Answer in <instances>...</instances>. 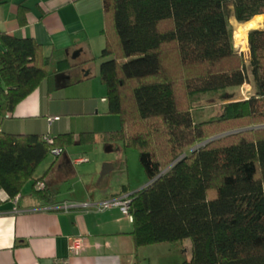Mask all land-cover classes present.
Here are the masks:
<instances>
[{
  "label": "trees",
  "instance_id": "trees-1",
  "mask_svg": "<svg viewBox=\"0 0 264 264\" xmlns=\"http://www.w3.org/2000/svg\"><path fill=\"white\" fill-rule=\"evenodd\" d=\"M102 6L100 77L109 113L122 121L106 141L138 152L149 182L132 195L135 247L190 239L186 264H264V29L249 32L247 62L229 26L231 16L243 24L264 16V0H103ZM18 10L24 27L28 9L21 3ZM172 55L175 69L168 65ZM51 64L36 40L0 33L3 117L54 81ZM249 83L253 95L229 99V89ZM208 97L224 104L205 119L195 105ZM241 128L252 130L225 136ZM43 138L0 133V190L11 199L32 182L38 198L51 200L36 189L44 180L37 170L75 135L61 134L52 144Z\"/></svg>",
  "mask_w": 264,
  "mask_h": 264
},
{
  "label": "crops",
  "instance_id": "crops-1",
  "mask_svg": "<svg viewBox=\"0 0 264 264\" xmlns=\"http://www.w3.org/2000/svg\"><path fill=\"white\" fill-rule=\"evenodd\" d=\"M21 3L28 9L24 27L18 22ZM102 5L103 0H9L0 6V33L36 40L56 66L81 55L88 62L93 47H103L105 42ZM260 17L264 20L263 16H257L252 21ZM76 52L80 54L74 58ZM87 67L84 63L77 68L82 74L78 82L90 77ZM51 73L53 82L40 85L7 118L0 113V133L43 135L53 139L61 134L76 135L71 123H64L60 115H83L87 107L56 102L53 91L75 82L70 72L58 74L51 70ZM62 80L66 82L61 84ZM55 117L59 120L51 122ZM107 146L110 147L106 153L115 152L114 157L92 161L64 148L61 156L46 163L44 174H37L36 178L44 177L40 184H44L51 200L38 198L31 182L26 186L30 190L25 191V187L17 202H1L0 264H149L146 247H135L131 236L133 220L118 208L61 209L66 204L97 203L122 194L133 195L149 185L147 180L142 183L139 178L140 182L135 183L130 178L131 165L136 167L134 163L139 161V155L132 153L135 150L123 145ZM116 172H125L128 178L122 176L117 180ZM76 238L83 239L85 246L79 254H72L71 240Z\"/></svg>",
  "mask_w": 264,
  "mask_h": 264
},
{
  "label": "rangeland",
  "instance_id": "rangeland-1",
  "mask_svg": "<svg viewBox=\"0 0 264 264\" xmlns=\"http://www.w3.org/2000/svg\"><path fill=\"white\" fill-rule=\"evenodd\" d=\"M264 17V16H263ZM258 21H251L250 24L254 25L253 27H248L243 23H239L235 20L234 17L230 18V25L233 34H234V45L235 50L239 54H243L245 61L248 62L250 58L249 46H248V35L252 30L264 29V20L262 18H257ZM246 26V28H245ZM247 38V42L245 40ZM104 37V36H103ZM105 40V37H104ZM106 42V40H105ZM104 42V46L106 43ZM103 47L95 45L93 51L89 55V61H85V56L81 55L76 60H71L68 62H61L57 64H51V70L53 72L62 73L65 69L67 72H70L72 76V81L75 83L67 88H62L60 90L53 91V98L58 103H63L65 105H73L81 107L86 105L87 109L84 111L83 115H73L66 116L60 115L65 121L64 123L70 122L72 125L73 132L76 134V141L71 145L67 146V151L79 153V156H85L91 158V160H100V157L111 158L116 155L115 152L106 153V150L110 147L107 146V136L111 133H116L121 131L122 121L121 117L117 115H112L109 113L108 102L104 101V98L107 97V87L102 83L100 77V66L103 61L102 59V50ZM105 48V47H104ZM112 58V57H111ZM87 62V63H86ZM88 65L86 71H90V77L87 80L78 82L77 79L82 75L77 69L83 64ZM176 58L172 55V60L170 61V67L175 69ZM60 76V75H59ZM63 77V76H62ZM65 83L66 81H61ZM252 83L246 84L241 88H231L229 89L230 98L234 100H246L251 95L254 94V86ZM58 88V87H57ZM52 99V98H51ZM224 103L219 97L214 99L208 97L202 99L199 103L195 105L197 109L205 114V119H210L216 117L221 110V107ZM79 111L81 109H78ZM258 127V126H256ZM261 127V126H260ZM254 129H256L254 127ZM252 129H236L232 132L225 134V136L235 135L243 131H250ZM84 135V136H83ZM85 141H80V140ZM115 145H123L121 142H114ZM124 146V145H123ZM134 151V150H132ZM135 155H139L138 152ZM55 159L53 154H49L48 157L44 160V163L41 164V169L37 174H44V167L46 163ZM104 165V163H102ZM132 164V163H131ZM136 167L131 165V176L135 183L138 181L143 183L146 182L147 177L145 172L141 167L138 159L136 160ZM102 166V165H101ZM128 173V171H127ZM127 173L116 172L114 177L117 180L121 179L122 176L128 178ZM36 174V175H37ZM140 178V180H139ZM148 181V180H147ZM99 183V179L96 182ZM142 188V187H141ZM26 190H30V186L26 187ZM192 241L190 239L184 240L176 244L172 243H162L155 244L153 246L146 247L147 256L150 258L149 264H186L191 260L192 256ZM144 250V251H145Z\"/></svg>",
  "mask_w": 264,
  "mask_h": 264
},
{
  "label": "built area",
  "instance_id": "built-area-1",
  "mask_svg": "<svg viewBox=\"0 0 264 264\" xmlns=\"http://www.w3.org/2000/svg\"><path fill=\"white\" fill-rule=\"evenodd\" d=\"M9 116V115H8ZM7 116V117H8ZM59 120L58 117H55L54 119L51 118L50 121L54 122ZM44 141H46L47 143L52 144L53 143V138H51L50 136H44ZM64 150L63 149H54L52 151V154L54 156H61V154H63ZM36 189L38 190H43L45 189L44 184H38ZM19 197L17 196L14 199H11L8 194L4 191V190H0V201L1 202H6L9 200H14V201H18ZM132 195H127V194H122L101 201V202H97V203H91V202H84V203H80V204H71V205H64L63 207H61V209L65 210V211H69L71 209L74 208H81V209H85V210H97V211H104V210H109V209H113V208H118L123 214L124 216L130 217L131 218V204H132ZM84 242L83 239L81 238H76V239H72L71 240V245H70V253L72 254H79V252H82L84 250Z\"/></svg>",
  "mask_w": 264,
  "mask_h": 264
},
{
  "label": "water",
  "instance_id": "water-1",
  "mask_svg": "<svg viewBox=\"0 0 264 264\" xmlns=\"http://www.w3.org/2000/svg\"><path fill=\"white\" fill-rule=\"evenodd\" d=\"M79 54H80L79 52H76V53L74 54L73 57L76 58V57H78ZM86 75H87V74H86ZM167 171H168V169H167ZM167 171H165V172L167 173ZM165 172H164V173H165ZM164 173H162L161 175H163ZM161 175H159V176H161Z\"/></svg>",
  "mask_w": 264,
  "mask_h": 264
},
{
  "label": "bare ground",
  "instance_id": "bare-ground-1",
  "mask_svg": "<svg viewBox=\"0 0 264 264\" xmlns=\"http://www.w3.org/2000/svg\"><path fill=\"white\" fill-rule=\"evenodd\" d=\"M246 26H248V27H253L254 25H252V24H250V23H247ZM246 26H245V28H246Z\"/></svg>",
  "mask_w": 264,
  "mask_h": 264
}]
</instances>
